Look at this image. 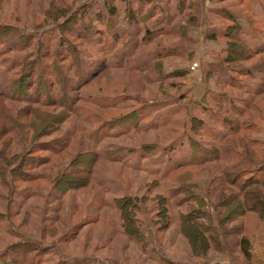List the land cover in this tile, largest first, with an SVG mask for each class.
I'll return each mask as SVG.
<instances>
[{"label": "rangeland", "instance_id": "rangeland-1", "mask_svg": "<svg viewBox=\"0 0 264 264\" xmlns=\"http://www.w3.org/2000/svg\"><path fill=\"white\" fill-rule=\"evenodd\" d=\"M155 1V14L144 24L135 22L142 32L162 26L174 11L171 25L193 22L186 36L176 29L140 49L176 43L193 50L190 60L187 50L169 52L161 71L154 56L136 54L130 65H115L112 40L106 33L99 38L102 28L95 19L103 0H0V27L10 28L0 38V164L13 178L10 183L0 178V217L5 220H0V253L19 240L40 247L43 261L38 264L60 259L69 264H209L218 259L253 264V255L264 253V219L255 211L233 216L229 212L237 207L227 203L239 194L248 172L235 170L242 174L234 185L224 180L226 168L246 157L264 162V90L259 93L264 51L253 53L264 43V0H186L181 13L175 2ZM87 4L84 22L92 20L97 28L68 29L72 24L63 21L66 14ZM226 32L250 51V58L234 64L237 81L227 85L218 80L226 68L217 63L228 54ZM28 60L35 62V74L26 76L27 89L10 91L6 85L19 78L21 63ZM145 60L143 69L133 68ZM186 68L185 76H171ZM93 70L94 75L81 79L79 73ZM39 77L44 83L37 95ZM50 96L66 97L67 104L50 102ZM57 116L59 124L54 123ZM50 121L55 125L45 127ZM55 138H64L66 146L49 148ZM213 147V156L193 163ZM13 167L35 178L12 176ZM69 182L73 186L65 189ZM12 185L23 190L17 202L5 199ZM243 189L264 193L261 184ZM118 198L128 200L127 211L117 206ZM203 205L207 212L194 223L210 230L199 232L191 223L183 230V217ZM222 214L230 221L221 222ZM126 224L135 228L126 229ZM241 224L239 235L228 234L238 233ZM236 236L250 241L248 255L232 241ZM200 237L209 240L201 252L194 242ZM221 239L226 246L219 248ZM0 264H5L2 258Z\"/></svg>", "mask_w": 264, "mask_h": 264}, {"label": "trees", "instance_id": "trees-1", "mask_svg": "<svg viewBox=\"0 0 264 264\" xmlns=\"http://www.w3.org/2000/svg\"><path fill=\"white\" fill-rule=\"evenodd\" d=\"M180 1H181V3H179V11L182 12L183 8L181 6L186 5L185 4L186 0H180ZM102 6H103V8L102 7L98 8V13L96 14V17H95L97 22H99L98 24H100V26L102 28L101 33H103L99 38H103L105 33L109 34V38L112 40V45L110 46L111 47L110 49H112L114 51V54H113L114 63L117 67L119 65L122 66L123 64L126 65L127 63L128 64L132 63L133 59L130 60V58L137 54L138 56H141L142 58H143V55H146V58L154 56L153 59H157V62L158 61L161 62L160 64H158V66H160V67H158V69H159V71H161L162 64H163L162 62L164 61L163 58L169 52L177 54V53H180L181 51L184 53L185 50H187V48L186 49L185 48H177L176 47L177 44L173 43V44H170L173 46L159 47V48H155L152 51H144V52L140 51V49L145 48V46L148 45L150 43L151 39H153L154 37L157 38L159 35H164V34H167L168 32H171V31H175L178 33V30L180 29L181 31H179L180 34H178V35L180 37L186 36L187 25L193 24V22L190 21V19H188L187 24H185V22H184V24L174 23L171 25L169 18H166V20H164L162 26H159L158 28H154V29L147 26L145 28V30L142 32V30L139 28V26L136 27L135 22L140 21L144 24V21H146L152 15L155 14L154 12H155V9L157 8L155 0H103ZM190 6L192 7V4ZM88 8H89V5L87 4V5L81 6L76 12L75 11L72 12V9H70V11L66 14V17L63 19V21L66 20L65 22H67V20H70L72 26L68 27V29L72 30V28H76L78 26V29L80 31V28L83 29V26H84V30H86V32L87 31L90 32V31L95 30L97 28L93 24L92 20H90L89 22H84V20H85L84 15L87 13ZM61 11H63V9ZM219 13H224L225 16H227L228 20L233 21V26L240 28V25H239L238 21H236V18L232 15H228V13H226V10L221 9L219 11ZM162 21L163 20H160V23ZM60 23H56V24H58L59 29H61V28L64 29V24L60 25ZM165 24H170L169 30H164L163 26ZM260 26H261V22H260ZM8 29H10V28H8L7 26L0 27V31H1L0 38L6 34ZM176 29H178V30H176ZM100 31H101V29H100ZM82 32H84L86 34L85 31H82ZM233 32L232 33L231 32L225 33V37H226L227 43L229 45L228 54L225 56L220 55L223 57L221 60L219 59V62H217V63H221V65L226 68L225 69L226 71L223 72V74H219L220 76H218V80H220L223 84H226V85L232 84L233 82L237 81L236 76L233 74L234 73L233 70L236 69V65H234V64L238 61H243L246 58L247 59L250 58L249 57V54H250L249 49L247 50L246 47L242 44L239 45L238 44L239 42L237 43L235 41H231L233 39V36H232V34H234ZM78 36L82 37L83 33L79 32ZM212 38H214V35L208 36V39H212ZM91 39H93V38H91ZM237 40L239 41L240 39H237ZM43 41L44 40L40 39L39 42L37 43V50L38 51L40 49V46L43 45ZM151 42H153V41H151ZM61 43H62V41L60 42V44ZM65 43H68V41L63 42V44H65ZM191 43L193 45H195L196 42H191ZM174 44H176V45H174ZM258 48H260V50ZM190 49H191V47H190ZM259 51H261V52L264 51V43H262L261 45H258L256 47V50L253 53H257ZM187 52H188L187 53V56H188L187 59L190 60V58L193 57L192 56L193 50H190V51L187 50ZM136 60L139 61L138 59H136ZM148 62H149L148 60H145L142 62L140 61L133 68L134 69H143V67L146 64H148ZM92 63H95V65H96L98 62L97 63L92 62ZM100 64H101L100 65L101 67H105V65H102V61L100 62ZM21 66H23V67H22L21 71L20 70L18 71L19 78H16L15 80H13L14 81L13 83H10V81H9V83L6 85L7 89H10V91L13 89V90H15V92L17 94H20L21 92H23L24 90L27 89V86L25 88L23 87V85L26 81V76L30 77V76L35 74V62L34 61H31V60L23 61L21 63ZM141 66H142V68H141ZM101 69H104V68H99L97 70H101ZM223 70H224V68H223ZM238 70H239V72H241V74H246L248 76L250 75L249 73H251V71L247 70V69L245 71H243V70L240 71V69H238ZM261 70L264 71V67H262ZM186 72H187V68L185 70L177 69V71L175 73H173L174 75H171V76L183 77V76H185ZM95 73L93 70V72H91V73L86 72V74H84V73L83 74L79 73V74H80L81 79H84L85 77H86V79H88V77L94 75ZM41 81H43V82H41ZM42 83H44V79H42V77L41 78L39 77V82L37 83L38 86L36 88L37 95H39L38 93L42 91V85H43ZM236 83H237V85H240L239 84L240 82H236ZM5 90L6 89H3L4 94H7L5 92ZM263 90H264V87L261 88L259 93H262ZM223 95L224 94L217 93V96H219V97L223 96ZM9 96H14V95L9 94ZM14 97H16V96H14ZM62 98H63L62 100H60V98L57 100H54V99L51 100V96H50L48 100L50 102H55L56 104H60V105L61 104L62 105L67 104V101L64 100V99H66V97H62ZM250 104L251 103L247 104V108L252 109L254 104H251V105ZM255 106H257V103L255 104ZM74 110H75V108H74ZM0 111H2V108L0 109ZM243 112L245 113V111H243ZM9 118L11 119V117H9ZM54 123H58V124L60 123V116H57L54 118ZM53 125H55V124H52V122L50 121L46 124L45 127H51ZM258 127H259V125H257L255 128L257 129ZM3 131L6 132V129H3ZM48 144H49V148L56 151V150H59L60 148H64L66 146V140L64 138H60V139L55 138L53 141H50ZM56 145H57L58 149H55ZM195 149H196V152L198 155L199 149L197 150V147H195ZM215 150L216 149L213 147L212 150L204 151V153H203V155H201V157L196 156L197 158L194 159L193 163H197L199 161L205 160V158H207V157L213 156L216 153ZM1 154H2V152H1ZM246 158L247 159H245V160L242 159L241 161H239L238 164H235L231 167L226 168L227 172H225L226 173L225 175H227V177L224 180H225V183L227 182V184H233L234 185V184H236L237 180H239V176L242 174V172H239V174L237 172H234L235 170L237 171L238 168H244L243 172H248V174H249V177L247 176L245 183H242V185L240 186V189H238L239 194L235 195L233 197H230V198L228 197L229 202H228V198H227V203H229V204L233 203L237 207V209L235 211L233 209H231V212H229V213H231V215H233V216H235V215L241 216V215L246 214V212L255 211L259 215V220L262 221L264 219V193L258 191L257 189L251 190V192L248 190L245 191L243 188L248 184H253V185L261 184V186L264 187V162L263 163L262 162L256 163L255 161L251 160L250 158H248V157H246ZM1 160H3L6 163V165L8 164V162L6 161V158H1ZM246 165H249V166L247 167ZM251 166H255V167L252 168ZM255 168H257V169L255 171H253ZM5 173H6V168H4V166H2L0 164V178L3 180V183L4 182L10 183L13 180V178L11 179L9 176L6 175L7 173L6 174ZM11 173H12V176L21 177L22 179L26 178L30 181L35 178L32 172L24 170V169L20 170L18 172V170L15 167H13L11 169ZM232 174H233V177H232ZM237 174H238V177H237ZM70 175H74V174L71 173ZM81 179H83V178H81ZM85 181H86V179H84V182ZM73 182L67 183V185H65L64 188L70 189L73 186L72 185ZM83 184H86V182ZM9 192L10 193L8 194V196L7 195L5 196V199H7L8 201H12V200H16V197L19 194H22L23 190L20 191L19 189L16 188L15 185H12L9 189ZM16 194H17V196H16ZM27 196H28V194L25 197H27ZM193 199H195V196H193ZM127 201L128 200H125L124 198H118V199H116V204L118 207H120V209H123L125 212L128 210V206H127L128 202ZM16 202H17V200H16ZM223 203L224 202L219 203L218 206H221V204L223 205ZM221 207H223V206H221ZM195 209L196 210H192L190 213H188L187 215H185L183 217V219L181 221V226H182L183 230H186L185 227H187V228L191 227L189 225V223H191L194 227H196V229H198L199 232H204L205 231L204 229L210 230V226L204 225V224L199 223V222L194 223V219H197V217L201 216L203 214L202 212H207L204 205L202 207L200 206V207H197ZM167 215H168V212H167ZM222 216H223V214H222ZM0 220L5 221L1 217H0ZM124 220H125V218H124ZM131 220L135 221L134 218H131ZM222 221L226 222V221H230V219L225 215L222 217L221 222ZM197 223H199V224L196 225ZM240 226H241V228H240L238 233H234V231H229L228 234L239 235L243 231L242 224ZM124 227L126 229H128L127 227H129V229L135 228V227H131L128 224L124 225ZM125 228H124V231H126ZM220 236L221 235H219V239H220ZM234 238L235 239H232V241H235L234 243L237 246H239L240 249L246 255H248V253L250 252L249 251V249H250L249 242L250 241L247 240L245 237L240 238V237L236 236ZM195 241H196V246H198V250L201 252L204 249V245L206 246V244L209 240H206V239L200 237V238H196V240H194V242ZM216 243H217L216 246L218 245L219 248L226 246L222 239H221L220 243H219V241H217ZM40 251H41L40 247L37 246L35 243H32V242L28 243L26 241L21 242V240H19L17 242H14L12 245H10L8 247H5L4 251L2 253H0L1 254L0 258H2L3 261H5V264H38V262L41 261V258L43 256V252L40 253ZM42 261H43V258H42ZM55 264H69V263L63 259H60L59 261H56Z\"/></svg>", "mask_w": 264, "mask_h": 264}, {"label": "crops", "instance_id": "crops-1", "mask_svg": "<svg viewBox=\"0 0 264 264\" xmlns=\"http://www.w3.org/2000/svg\"><path fill=\"white\" fill-rule=\"evenodd\" d=\"M166 1L175 2V4H176L175 6H176V9H177L176 11L178 13H181L179 11V3H181L180 0H166ZM202 1H205V0H202ZM221 1H224V0H221ZM236 1H240V0H236ZM181 7L183 8V6H181ZM174 14H175V11H174V13L172 15L170 13V15L168 17L169 18V21H171V19L173 18ZM218 260H220V261H218V262L212 261L209 264H235L233 261L231 262L228 259L227 260L226 259H218ZM251 260H252V263L253 264H263L264 263V253H261V252L257 251L256 252V256L254 257V255H253V257L251 258Z\"/></svg>", "mask_w": 264, "mask_h": 264}]
</instances>
